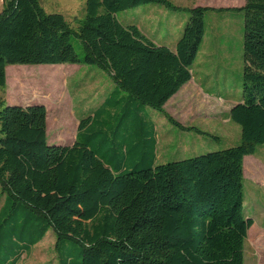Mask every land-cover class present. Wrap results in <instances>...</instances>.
Wrapping results in <instances>:
<instances>
[{
    "label": "trees",
    "instance_id": "trees-1",
    "mask_svg": "<svg viewBox=\"0 0 264 264\" xmlns=\"http://www.w3.org/2000/svg\"><path fill=\"white\" fill-rule=\"evenodd\" d=\"M2 2L1 88L8 65L62 63L96 66L114 88L80 120L71 145L47 142L44 105L0 98V264H17L49 230L58 264H243L252 225L243 159L264 144V0L236 8L242 95L229 117L240 143L159 165L150 108L201 133L163 108L192 77L212 8L188 10L172 49L116 17L147 3L172 7L169 0H85L77 31L39 0Z\"/></svg>",
    "mask_w": 264,
    "mask_h": 264
},
{
    "label": "rangeland",
    "instance_id": "rangeland-1",
    "mask_svg": "<svg viewBox=\"0 0 264 264\" xmlns=\"http://www.w3.org/2000/svg\"><path fill=\"white\" fill-rule=\"evenodd\" d=\"M169 1L172 7L147 3L120 11L116 17L125 26L136 25L156 44L173 48L189 16L188 10L196 6L212 8L204 16V57L200 50L191 73L200 87L203 79L200 63L204 61L209 88L218 91L220 97L213 99L205 96L206 89L203 94V90H193L194 86L186 87L165 107V112L183 127H195L201 133L180 129L163 112L150 108L159 142L156 165L223 150L239 144L241 139L240 126L231 121L229 111L242 95L243 13L236 8L245 0ZM39 3L46 13L61 14L75 31L85 16V0H39ZM71 43L82 56L80 40L72 36ZM111 84L108 73L92 65L13 64L6 67V85L0 87V98L9 105H44L47 142L60 145L75 133L73 118L88 116ZM243 188L244 214L252 220L248 228L251 233L247 230L243 242V264H264V144L243 159ZM2 201L0 195V206ZM54 244L55 234L49 230L17 264H58Z\"/></svg>",
    "mask_w": 264,
    "mask_h": 264
},
{
    "label": "crops",
    "instance_id": "crops-1",
    "mask_svg": "<svg viewBox=\"0 0 264 264\" xmlns=\"http://www.w3.org/2000/svg\"><path fill=\"white\" fill-rule=\"evenodd\" d=\"M204 36H205V34H204ZM204 36H203V40H202V43H201V46H200V50H201V55L204 57ZM174 47H175V43H174ZM174 47L172 48V49H174ZM200 50H199V52H200ZM198 52V53H199ZM197 56H198V54H197ZM196 56V57H197ZM195 62V61H194ZM194 64V63H193ZM200 65H201V75H202V77H203V79H202V82L200 83V87L199 86H197V84H196V82H195V78H192L193 77V74H192V77H191V79L186 83V84H184L179 90H178V92L176 93V94H174L167 102H166V104L164 105V111H165V107H167V105L169 104V102L172 100V98L175 96V95H177L182 89H184V88H186V87H192V86H194L193 87V90H197V91H202V93L204 94V89H206V92H207V94L205 95V96H209V97H211V98H213V99H218V98H215V97H220V93H218V91H216V92H213V90L211 91V89L209 88V85H208V81H209V78H207L206 77V75H205V73H204V70H205V68H204V61H202L201 63H200ZM192 67H193V65H192ZM192 70H193V68L191 69V72H192ZM197 87V88H196ZM114 88V83L112 82V84L110 85V87L105 91V92H103V95H102V98H101V100H100V102H102L103 100H104V98L106 97V95L109 93V92H111V90ZM192 89V88H191ZM190 89V90H191ZM210 95H212V96H210ZM235 102H233L232 104H231V106H230V109H231V107L232 106H234L235 104H234ZM82 118H79V117H74L73 118V121L75 122V124H76V130H75V133H74V135H73V137L71 138V139H69V140H64V141H62L61 142V144L60 145H71V144H73V142H74V140H75V137H76V133H77V129H78V126H79V122H80V120H81ZM156 136H157V134H156ZM169 144L170 143H167V146H169ZM158 145H159V142H158V139H157V143H156V150H155V154H156V156H157V149H158ZM170 147V146H169Z\"/></svg>",
    "mask_w": 264,
    "mask_h": 264
},
{
    "label": "built area",
    "instance_id": "built-area-1",
    "mask_svg": "<svg viewBox=\"0 0 264 264\" xmlns=\"http://www.w3.org/2000/svg\"><path fill=\"white\" fill-rule=\"evenodd\" d=\"M2 4V0H0V5Z\"/></svg>",
    "mask_w": 264,
    "mask_h": 264
},
{
    "label": "water",
    "instance_id": "water-1",
    "mask_svg": "<svg viewBox=\"0 0 264 264\" xmlns=\"http://www.w3.org/2000/svg\"><path fill=\"white\" fill-rule=\"evenodd\" d=\"M232 107H233V106H232ZM232 107H231V108H232Z\"/></svg>",
    "mask_w": 264,
    "mask_h": 264
}]
</instances>
